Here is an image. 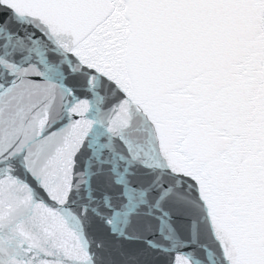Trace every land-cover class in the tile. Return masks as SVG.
I'll return each mask as SVG.
<instances>
[{
	"label": "snow or ice",
	"instance_id": "1",
	"mask_svg": "<svg viewBox=\"0 0 264 264\" xmlns=\"http://www.w3.org/2000/svg\"><path fill=\"white\" fill-rule=\"evenodd\" d=\"M0 264H264V0H0Z\"/></svg>",
	"mask_w": 264,
	"mask_h": 264
}]
</instances>
